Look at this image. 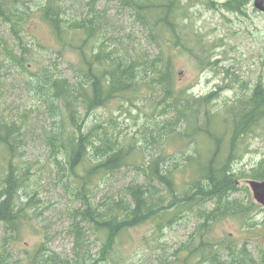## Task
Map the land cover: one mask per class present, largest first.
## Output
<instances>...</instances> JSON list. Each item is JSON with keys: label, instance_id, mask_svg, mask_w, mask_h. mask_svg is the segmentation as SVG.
Returning <instances> with one entry per match:
<instances>
[{"label": "trees", "instance_id": "obj_1", "mask_svg": "<svg viewBox=\"0 0 264 264\" xmlns=\"http://www.w3.org/2000/svg\"><path fill=\"white\" fill-rule=\"evenodd\" d=\"M14 2L0 0V22L9 25L13 37L19 41L20 53L5 47V43L1 46L0 66L6 65L18 73L43 108L49 121L44 142L52 153L57 171L67 173L66 186L81 204L70 218V232L74 235L71 255L64 257L49 251L43 242L26 257V264L117 262L113 258L115 247L124 234L150 221L160 230L184 217L196 222L195 232L175 252L171 264H264V226L262 232L256 230L260 240L255 243L230 237L219 240L212 233L213 225L226 218L248 225L244 227L250 232L255 230L249 214L256 206L252 202L245 204L236 195L241 180L246 183L264 181V161L249 174H237L232 163L240 153L237 150L240 141L264 122V87L256 85L249 97L225 107L223 119L228 124L225 134H230V138L227 153L223 155L219 137L224 133L219 134L212 126L215 113L208 110L201 113L214 96L189 98L176 90L171 61L162 54L153 59L146 54L133 55L129 50L120 54L119 50L108 51L102 43L96 52L87 55L85 48L100 34L101 18L65 19L61 7L48 0L39 9L41 19L49 25L59 44L63 47L67 44L75 50L79 63H68V73L56 65L32 67L33 58L20 37L29 12L17 8ZM247 3L248 0H229L223 7L241 12ZM123 4L136 14V22L145 29L150 44L165 42V35L170 34L176 39L177 47L186 49L179 36L180 0H123ZM141 90L157 94L159 102L167 108L166 115H171L169 121L160 126L162 137H172L177 132L171 128L172 124L184 123L183 132L178 135L189 140V145L202 132L212 139L213 149L208 151L205 160L189 156L181 164L172 157L158 156L146 167L137 165L135 172L140 181L127 185L121 196L95 203L91 187L96 178L103 179L132 166L128 164L137 151L140 154V149L134 137L128 139L116 131L113 119L109 118L102 125L95 124L86 131L83 130L84 122L93 112L114 100L121 98L130 102ZM37 110L40 111L39 107ZM26 131L24 120H6L0 116V173L3 179L0 225L5 230L0 244V264H9L5 251L4 254L1 251L8 241L6 233L18 232L27 217L26 207L36 201L30 197L28 203H18L28 174V169L20 172L17 162ZM179 169L191 172L189 181L181 188L174 180ZM90 237L100 242L95 257L91 253ZM249 245L255 249L250 250Z\"/></svg>", "mask_w": 264, "mask_h": 264}, {"label": "rangeland", "instance_id": "obj_2", "mask_svg": "<svg viewBox=\"0 0 264 264\" xmlns=\"http://www.w3.org/2000/svg\"><path fill=\"white\" fill-rule=\"evenodd\" d=\"M15 1L17 8L27 10L29 16L22 24L21 40L33 58L32 67L56 65L68 73V63L77 65L75 50L67 44H59L49 25L41 19L40 8L48 0H3ZM61 7L62 17L68 20H91L101 18L100 34L85 48L87 55L97 51L102 43L107 50H129L131 54H146L153 59L157 55L171 61L173 84L186 97L202 98L213 95L206 109L215 113L213 128L219 134L221 151L227 153L230 134H225L228 124L225 107L240 99H246L253 88L264 87V14L253 6L254 0L241 8V12L228 11L223 4L229 0H205L198 3L181 2L179 13V36L186 49L175 45L176 39L168 34L166 41L150 44L149 37L136 14L123 4V0H52ZM190 4V5H187ZM27 8V9H26ZM1 46L20 53L19 41L10 31L9 25L0 22ZM6 65L0 66V116L6 120H24L27 131L24 145L17 158L20 172L28 169L26 185L19 192L18 203L26 204L35 198V204L26 207L27 217L17 233H6L8 241L4 249L9 264H26V257L34 253L44 242L45 247L61 256H70L74 246V235L70 232V218L74 209L81 204L66 186L67 173L58 172L54 158L44 142V131L49 121L37 98L23 84L21 77ZM157 94L141 90L130 98V102L117 99L93 112L84 122L85 128L103 124L113 119L116 131L128 139L134 137L137 151L128 165L119 172L93 182L92 200L97 203L108 198L121 196L124 188L141 178L135 166H148L158 156L172 157L181 164L185 158L205 160L214 143L206 133H199L194 143L182 138L184 123L172 124V137L161 134L160 126L169 121L165 104L159 102ZM39 107V110L37 108ZM171 123V122H170ZM84 131V132H85ZM160 136V138H159ZM162 138V139H161ZM240 153L233 161L237 174H249L264 161V122L248 137L242 139L237 149ZM1 161V160H0ZM191 172L179 169L174 180L178 188L189 181ZM0 173V190L2 189ZM236 197L245 204L252 202L256 207L250 212L255 230L250 232L241 221L226 218L212 227L214 238H233L251 243L260 240L264 226V208L257 204L244 180L238 184ZM245 188H247L245 190ZM32 198V199H33ZM250 200V201H249ZM77 203V204H76ZM249 221V224H252ZM196 222L186 217L158 230L150 221L124 234L115 247L114 260L99 264H171L174 254L195 232ZM262 232V231H261ZM264 232V231H263ZM0 225V244L5 237ZM11 234V235H10ZM255 240V241H254ZM92 255L98 253L100 242L90 237ZM254 250L253 245H249ZM98 264V263H97Z\"/></svg>", "mask_w": 264, "mask_h": 264}, {"label": "water", "instance_id": "obj_3", "mask_svg": "<svg viewBox=\"0 0 264 264\" xmlns=\"http://www.w3.org/2000/svg\"><path fill=\"white\" fill-rule=\"evenodd\" d=\"M185 3H198L205 0H180ZM254 8L264 14V0H254ZM247 185L252 192V196L257 204L264 208V181L249 180Z\"/></svg>", "mask_w": 264, "mask_h": 264}, {"label": "bare ground", "instance_id": "obj_4", "mask_svg": "<svg viewBox=\"0 0 264 264\" xmlns=\"http://www.w3.org/2000/svg\"><path fill=\"white\" fill-rule=\"evenodd\" d=\"M77 204V203H76ZM172 226V225H171ZM77 251V250H76Z\"/></svg>", "mask_w": 264, "mask_h": 264}]
</instances>
